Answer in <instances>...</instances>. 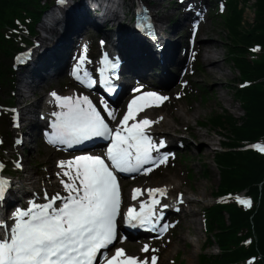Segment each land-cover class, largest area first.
I'll return each mask as SVG.
<instances>
[{
    "label": "snow or ice",
    "instance_id": "6c2138e0",
    "mask_svg": "<svg viewBox=\"0 0 264 264\" xmlns=\"http://www.w3.org/2000/svg\"><path fill=\"white\" fill-rule=\"evenodd\" d=\"M60 2L63 3V0ZM86 51L85 48L73 75L80 83L91 87L89 73L82 68ZM51 95L62 111L52 113L56 120L52 124L55 131L50 142L70 148L93 137L110 140L106 152L110 164L102 157L91 155L59 161L57 167L61 171L57 176L67 178L60 179L64 195L57 192L49 197L45 192L44 203L30 201L27 209H16L11 217V226L0 219V264H149L148 260L127 256L121 248H117L110 257L103 250L108 249L117 238L120 194L116 173L147 174L152 168L145 165L167 162L168 157L159 152L165 147L164 141L156 143L148 134L154 122L147 118L137 120L145 108L158 106L167 97L145 93L133 99L113 130L87 96ZM144 97L151 98L154 103H138ZM107 115L111 119L116 118L110 111ZM253 147L264 152V146ZM154 152L157 155L154 156ZM16 166L20 167L19 163ZM3 167L0 163V168ZM7 187L8 181L0 177V200ZM147 191L150 202L141 201L139 212L129 207L125 214L126 222L133 227L136 226L133 222L140 225L151 223L156 215L155 206L160 204L155 195L166 194V189L161 188ZM137 193L140 190L134 189V200ZM236 199L246 207L251 204L247 199ZM142 251L149 249L145 246ZM156 260L157 257L152 256L150 264H156Z\"/></svg>",
    "mask_w": 264,
    "mask_h": 264
},
{
    "label": "bare ground",
    "instance_id": "6f19581e",
    "mask_svg": "<svg viewBox=\"0 0 264 264\" xmlns=\"http://www.w3.org/2000/svg\"><path fill=\"white\" fill-rule=\"evenodd\" d=\"M68 1V6L73 11V15L68 14L65 10L60 8L61 17L55 16V20L53 21L54 24L63 21L66 25L68 24V26H65L62 30H57V32L55 25L45 26V30L48 28V31L50 32V38L44 39L42 44L32 48V57H36V62L30 68H26V66L19 64L16 68V77L19 81V85L21 84V86H23L22 90H26V93H20V88L17 87V92L15 93L17 102L21 101L22 103L30 96L34 97L33 100L29 99L27 102H24L21 107H19L21 114L33 112L34 109L40 107L43 109V113L45 115V119L40 122L41 124L39 125L37 121L34 120V118L30 116V118H26L24 128L21 129V131L26 135H28V133H33L34 135L36 132L39 133L41 131V127L43 128L50 123L49 117L52 118L53 121L56 120V117L52 115L53 112L62 111V109L54 100L44 103V96L41 90L43 86L47 88L48 84L51 82L50 80L56 79L57 81L60 77L66 74L69 58L72 54V51L77 46L76 37H78V33L82 32L87 23V16L89 14L85 13L83 16L81 13V10L84 9L81 4L83 0ZM94 1L97 6L95 11H99L100 8L105 5L103 14L97 16V19H101L106 24H109L110 27L102 28L100 33L104 38H110L111 41L109 42L114 43L111 44V46L114 48V50H117L121 56H123L124 69L127 70L128 68H131V72H133L134 75H138L141 80L150 82L157 88L162 86L157 85L155 82L156 78L159 80L158 82L164 85L166 83V85H168L172 83L171 80H177L179 78V71L186 61V59L183 57V54L180 52L181 45L184 46V44L182 40H176L170 35L173 31L178 32L179 29L184 28L186 20H190L193 17V11L190 4L191 1L195 6H203L208 2L207 0H186L181 3L176 2V6H174L171 11H166L165 13L161 12L158 19L165 21L166 26H163L162 28L159 26L157 30L151 31V35H156L157 32L161 33L157 36V38L152 40H156L155 42L147 39L149 37L148 33H144V35L137 34L134 31H130L128 26H124L126 20V17H123L125 5L124 0ZM170 1L171 0H169V2ZM179 7H181L180 11ZM73 22H76L77 28L69 29L72 27L70 24ZM165 27L167 28L168 32L164 31ZM43 37L41 36L38 41L43 39ZM202 38H204V40H201V36L197 37L198 41L196 46L197 54L200 56L203 62V67L198 70L200 81L192 79V83H202L205 85L208 83L211 84L209 85L210 89L208 94H206V99L213 100V98H216L217 88L224 85V81H222L221 70L223 65L225 63L228 64V62L227 59L225 60L223 57H220L219 48L221 47V43L216 41L215 37L211 35ZM175 49H177V51H175ZM24 72L26 75H24ZM29 72L32 74L28 75ZM43 74L45 76H43ZM30 77L37 78L38 80H31ZM128 89V85L124 87L119 100L125 96ZM176 92V87L170 88L165 92L168 93L169 98H171L172 107L164 115H159L157 121L152 120V117L155 116V109L157 108L155 106L153 109L145 108V116H139L138 120L147 118L154 123L160 124L161 127L165 129L153 130L150 132V136H161L168 138V141H164V148H174L183 144L187 153L188 149L191 148L192 143L185 141L180 137H173L172 135L176 134L178 131L186 129L193 131V125L190 124V122L194 121V124H199L204 121L200 119V113H202V108L208 106L209 103L204 105L206 103L205 101L201 102L195 107H191L180 102L178 99L180 97L175 95ZM68 97H74L72 96V92L68 93ZM222 97V94L217 96V98ZM146 98L148 97H144V100H140V103L142 104L146 102ZM53 107H55V109H52ZM40 125L42 126L40 127ZM194 138H197V141L199 142V148L195 154L187 153L188 157L191 158L193 156H197L198 159L206 157L207 153H209V150L213 148V138L200 131H195ZM21 160L24 162L26 161V159ZM31 179H33L32 174L26 175L23 181H30ZM166 182L170 183L171 186L161 187V189H166V194L162 197L164 199L166 198V202L176 199L177 202L172 205V209L174 210L175 206L185 203V205L179 206L180 209L178 212L168 213L177 215L184 221L185 225H192V229L195 232L196 243H194L196 245L199 242L198 236L196 234V226L194 221L190 219V216L195 214V211L191 208L192 202L194 203L195 199L188 195H185L184 197H172L170 194L174 192L180 193L181 185L186 183L182 175V170L180 168H175L170 173H167V180L166 176L164 179L165 184ZM29 184L30 187L27 189L22 186L25 196L28 198L30 197L35 203H44L45 192L39 193L34 185L31 183ZM193 184L194 183H190L188 188L190 189ZM197 186L198 185L195 184V190L197 189ZM157 195L158 194L155 196ZM49 197L51 196L49 195ZM12 206H19L18 209L24 210L29 207V203H27V201L24 202L17 199L15 203L12 204ZM183 238L184 236L179 233L176 237V240L172 243V246H176L177 243ZM194 249L195 248L193 247V250Z\"/></svg>",
    "mask_w": 264,
    "mask_h": 264
},
{
    "label": "rangeland",
    "instance_id": "374dc122",
    "mask_svg": "<svg viewBox=\"0 0 264 264\" xmlns=\"http://www.w3.org/2000/svg\"><path fill=\"white\" fill-rule=\"evenodd\" d=\"M154 2V10L158 12V14L165 13L166 11H171L174 6H176L175 0H150ZM211 4V7L206 8L205 18L201 22V29L198 33V36H201V40H204L202 37L207 36H213L215 37V40L221 43V47L219 48L220 51V57L227 59L228 64H224L223 68L221 70L222 72V81H224V85L221 87H218L216 90V98H213V100H207L206 94H208L211 84H202V83H192V79H196L197 81H200L199 76V69L203 67V62L201 60H191L187 59L186 62V70L185 74L186 76L180 77L178 81L170 84L167 86L166 91L170 88L176 87L177 93L175 94L177 97L179 94L186 93V96L180 97L179 101L184 103L185 105H189L191 107H195L196 105L200 104L201 102L209 103L208 106L202 108V113H200V119L201 120H208L210 116H213L215 112L219 113H228L236 118H240L243 114L242 110L240 109L239 104L236 101V96H234V90L237 84L239 83L238 79V72L233 66V62H231L230 59V48L232 39H229V36L224 29V26L221 22L220 17L218 16L217 12H220V4L223 0H207ZM253 2L254 0H242L238 2V5H240L242 9L241 13V22L242 26L245 29H250L253 24ZM181 7H179L180 11ZM166 24V23H165ZM57 32V29H56ZM176 31L172 32L173 38H179L183 41V44H185V41L187 42V30H180V32H177L178 34H175ZM88 34H93L92 32H89ZM186 34V37L184 36ZM210 34V35H209ZM85 38V37H82ZM178 39V40H179ZM87 42L88 39H85ZM92 40V37H91ZM95 43V39H94ZM99 47H93L92 45V53H98ZM79 52V49H78ZM0 60L2 63L10 65L12 64V58H6L1 56ZM44 73V72H43ZM182 73V72H181ZM15 79H16V85L13 89V92L11 93L12 96V105H15L16 107L21 106L24 102H27L29 99H34L33 96L28 97L27 100H24L22 103H18L16 100L15 93L17 92L16 86L20 88V93H26V90H22L23 86L21 84L19 85V81L17 80V77L15 73L13 72ZM32 73L29 72L28 75H31ZM24 75L26 73L24 72ZM43 76H45L43 74ZM31 80H38L37 78L30 77ZM185 80H188V83H185ZM51 84L49 88H54L56 92H70L71 89H67L66 87L68 85L72 86L73 89H77L76 86L72 84H68L70 79L68 78L67 74L60 77L59 80L56 81V79L50 80ZM45 88V89H44ZM46 87L43 86L42 92L43 96H47L46 94ZM9 91L8 88L0 82V103L6 104L5 101L7 97H9ZM28 91V90H27ZM223 95L222 98H217L218 95ZM44 97V99H45ZM43 99V100H44ZM19 104V105H18ZM172 107L171 98L168 102L164 103V105L160 109H155V116L153 117L154 121H157L159 115H164L170 108ZM39 110V108L34 109L33 113H24L25 116H32L34 119L36 117L34 116ZM2 115L8 116V114L1 112ZM0 114V132L4 138V145L6 144V147L4 149L3 153V160L8 163L9 157L11 154V150L16 153H20L22 155L19 156H13L14 160L21 159L24 157L26 161L22 163V165L25 167V171L18 173L13 168H9L7 170L8 175L14 176V178H20L23 180L26 175H33V179L30 181H25L27 184L31 183L37 188V191L44 192L46 190H50L53 192V194L60 192L63 193L62 185L60 184V179H67L66 177H58L57 173L60 172L59 168L55 167V162L59 161V157L55 156V148L49 147L46 144L42 143L41 138L39 135H33V137L36 139H32V137H25V135L22 134L24 144L20 145V147H17L14 145V137L16 135L21 136L19 134V131L15 130L13 128V125H11L9 119H6L4 116L1 118ZM190 124L193 125V131H188L189 133L186 134L184 131H179L176 134H173V137H181L184 135H187V139L185 141H188L191 144V148L188 149V154L190 153H196L199 145L197 138H194L195 131H200L205 133V135H208L213 138V148L209 150V153H207L206 157L198 159L197 156H193L191 158L188 157V154L186 153V149L183 151L178 150V153L174 155V157L170 158V160L166 163H164L156 172V174L146 177L145 179H141L139 181H136V184H141L143 187L147 185H160V186H171L170 183L166 182L164 183V179L166 176L167 180V173H170L175 168H180L182 170V175L186 181L185 184L181 185V191L182 195H188L195 199V202H192L191 208L195 211V214L190 216V219L194 221V224L196 226V234L198 236L199 242L195 245V232L192 229L191 226L185 225L184 221L182 219L179 220L178 216L172 217V220H177V225L175 228H173L168 235L159 240L156 241L153 245H151L150 248V255L156 254L159 258L158 264H172V259L176 252L180 254V259L182 260V264H201L198 260V255L201 253L202 249H204L202 252L206 254H213L217 252V247L215 243L210 244L209 238L206 237L204 228H203V220H202V210L203 207L208 205L212 200H215L216 198H212V195H214V191L216 189L217 184L219 183V175L218 170L213 162V156H214V149L219 146L220 141H226L225 136L227 134V130L223 127H211L210 125H204V126H198V124H194V121H191ZM155 129H165L161 127L160 124H155L153 127V130ZM28 131V130H27ZM34 132V131H33ZM28 147H30L28 150L26 149L27 144ZM194 144V145H193ZM12 158V157H11ZM207 171L205 173L204 171ZM187 178L186 177V175ZM189 174V176H188ZM192 179V180H191ZM24 182V183H25ZM135 183V182H134ZM190 183H194L190 189L188 188V185ZM195 184L198 185L197 189L195 190ZM28 186V185H25ZM201 189V191H200ZM200 191V193H199ZM26 198H23L25 200ZM190 220V221H191ZM182 234L184 236L183 239H181L176 246H172V243L176 240V237L178 234ZM195 242V243H194ZM193 247L195 248L193 250ZM132 255L134 253H139V245H137V248L129 250ZM173 264H177V261H173Z\"/></svg>",
    "mask_w": 264,
    "mask_h": 264
},
{
    "label": "trees",
    "instance_id": "16d2710c",
    "mask_svg": "<svg viewBox=\"0 0 264 264\" xmlns=\"http://www.w3.org/2000/svg\"><path fill=\"white\" fill-rule=\"evenodd\" d=\"M242 0H229L222 19L232 39L230 55L246 85L236 87L235 96L243 115L238 119L228 113H214L210 117L216 127L227 130L225 147L217 152L214 163L219 172L218 194L245 190L257 200L250 208L240 206L233 198L206 209L207 237L220 252L203 254L202 264H264V156L244 144L264 138V0L253 2V24L245 29L241 22ZM34 0H0V29L14 27L35 8ZM36 11V10H35ZM37 18L35 12L31 15ZM2 36L0 49L11 46ZM257 44L255 56L250 57L247 46ZM227 214V218L225 214Z\"/></svg>",
    "mask_w": 264,
    "mask_h": 264
}]
</instances>
